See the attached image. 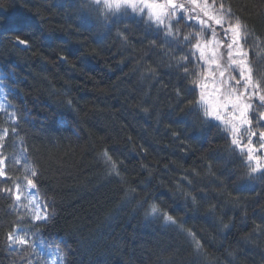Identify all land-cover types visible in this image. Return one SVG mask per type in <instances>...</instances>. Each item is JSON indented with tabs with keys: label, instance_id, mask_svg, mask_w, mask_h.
Returning a JSON list of instances; mask_svg holds the SVG:
<instances>
[{
	"label": "trees",
	"instance_id": "trees-1",
	"mask_svg": "<svg viewBox=\"0 0 264 264\" xmlns=\"http://www.w3.org/2000/svg\"><path fill=\"white\" fill-rule=\"evenodd\" d=\"M83 2L0 0V68L17 115L14 125L0 112V128L40 169L54 212L44 236L66 241L65 264H264V175L247 176L222 129L188 110L195 93L177 97V70L142 23L105 24ZM226 2L252 34L246 47L264 45V0ZM250 59L264 74V54ZM105 149L121 178L108 175ZM153 203L176 225L146 217ZM15 219L0 193V264L28 263L5 243Z\"/></svg>",
	"mask_w": 264,
	"mask_h": 264
},
{
	"label": "snow or ice",
	"instance_id": "snow-or-ice-1",
	"mask_svg": "<svg viewBox=\"0 0 264 264\" xmlns=\"http://www.w3.org/2000/svg\"><path fill=\"white\" fill-rule=\"evenodd\" d=\"M81 7L105 24L124 19L142 23L146 33L155 37L149 46L159 47L160 54L168 57L169 64L177 70L178 82L183 85L177 87V97L195 93L188 110L199 113L205 124L222 129L232 150L239 149V155L246 157L247 176L264 175V156L260 154L264 151V74L257 72L254 76V61L250 59V54L257 58L264 54V45L254 42L246 47L252 34L226 0H84ZM158 41H162L159 46ZM16 42L27 44L19 37ZM176 50L186 54L176 57ZM2 88L0 80V97ZM12 107L0 103V109ZM6 114L15 125L16 112ZM11 131L18 135L15 126ZM8 135V129H0V182L6 185L0 186V193L11 199L16 219L5 234V243L11 250L23 252L21 259L28 264H40L43 257L51 258L44 259V264H62V245L66 241L62 237H45L40 227L54 215L50 198L38 187L40 169L26 148L6 154L4 142ZM254 140H258V147ZM100 157L108 175L121 178L122 162L107 149ZM125 195L134 197L135 189H126ZM145 215L162 218L166 225L177 223L155 203L148 205ZM180 231L198 253L202 251L194 233L183 228Z\"/></svg>",
	"mask_w": 264,
	"mask_h": 264
},
{
	"label": "rangeland",
	"instance_id": "rangeland-1",
	"mask_svg": "<svg viewBox=\"0 0 264 264\" xmlns=\"http://www.w3.org/2000/svg\"><path fill=\"white\" fill-rule=\"evenodd\" d=\"M6 77H7L6 73H4L2 71V69L0 68V80H2V83H3L2 97H0V103L10 104L8 102V100H7V95H8L9 88H8V84L6 82ZM0 112L4 113L7 116L6 113H12V112H14V110H13V107H12V108L0 109ZM0 129H2V128H0ZM21 141H22V139H19V138L12 140V139L7 137L5 142H4L5 143V152H6V154L12 155V154L16 153L15 150H18L21 147V145H22ZM10 146H14V152L10 151L9 149H7ZM260 154L262 156H264L262 153H260ZM36 259L37 258L35 256H33V261H35ZM44 259H51V258H48V257L40 258V264H44ZM62 264H65L64 260L62 261Z\"/></svg>",
	"mask_w": 264,
	"mask_h": 264
}]
</instances>
